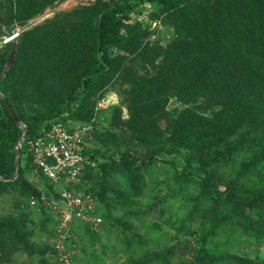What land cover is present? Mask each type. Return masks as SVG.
Wrapping results in <instances>:
<instances>
[{
    "label": "trees",
    "instance_id": "trees-1",
    "mask_svg": "<svg viewBox=\"0 0 264 264\" xmlns=\"http://www.w3.org/2000/svg\"><path fill=\"white\" fill-rule=\"evenodd\" d=\"M56 1L1 0L0 22L12 32L16 22L24 24ZM146 4L152 18L172 27L166 44L141 18ZM68 14L74 16L69 29L59 31L65 18L58 14L23 30L14 63L0 81L28 126L19 174L0 178V195L14 198L9 215L0 216V264L13 262L18 252L58 264L54 244L36 243L32 214H42L40 225L50 237L55 219L30 198L53 187L35 164L29 140L52 120L93 121L110 87H117L122 106L114 107L111 128L95 139V148L85 151L96 165L86 169L81 188L97 197L101 215L102 201L109 216L108 199L118 196L108 188L110 177L121 174L131 186L132 196L120 199L127 208L144 187L138 185L141 171L163 162L179 181L168 207L188 208L177 234L190 255L178 257L179 244L167 243L170 235L162 230L145 240L132 263L258 264L225 246L232 238L264 241V0H95ZM13 44L1 48L0 74ZM171 99L180 106L169 108ZM22 134L0 97V175L16 173ZM119 139L144 148L101 150ZM31 172L45 185L30 179ZM192 183L198 193L187 198ZM191 221L197 225L189 228Z\"/></svg>",
    "mask_w": 264,
    "mask_h": 264
},
{
    "label": "rangeland",
    "instance_id": "rangeland-1",
    "mask_svg": "<svg viewBox=\"0 0 264 264\" xmlns=\"http://www.w3.org/2000/svg\"><path fill=\"white\" fill-rule=\"evenodd\" d=\"M1 1V0H0ZM95 0H58L53 5L48 6L35 17L30 18L24 24L16 22L12 27V31H20V33L36 24L45 22L54 15L60 16L63 19V24L60 26L59 31L69 29V23L73 22L74 16H70L68 13L82 6H89ZM4 8V5H0ZM144 7V13L141 15L144 23L150 24L151 28H157L158 31L153 35V38L160 37L162 42L166 44L173 34V29L170 25H165L161 22L160 18H152L151 12L153 8L151 4H146ZM0 13L4 12L1 10ZM77 19V18H76ZM77 21H79L77 19ZM5 34L0 35V51L4 47ZM13 40L18 42V37ZM122 106L121 99L119 97L117 87H110L101 100L98 101L96 106V114L93 121H88L92 125L90 131L89 144L91 148H95V139L99 137L100 133L111 128L110 121L114 114V107ZM180 106L179 101L171 99L168 107ZM123 118L128 117L127 109L122 107ZM121 134L122 130L117 131ZM116 144L113 142H105L101 149L104 152L110 151L119 153L120 151L130 147L132 150L144 148L141 145H134V143L126 142V140L119 139ZM132 144V145H129ZM186 150H181L179 153L182 156L185 155ZM187 155V154H186ZM179 161V159L177 158ZM180 165V163H179ZM173 166H169L167 163L159 162V165L151 166L150 169L141 171L139 180L142 182L138 185H143L142 189L137 192L133 197L134 201L130 202V205L126 208L122 200L125 196L131 197V186L127 185L125 176L118 174L116 177H110L107 181L108 188L112 192L117 193V197L112 196L108 200L113 204L111 213L109 216L104 212L107 206L101 201V212L103 215L102 224L98 229L91 228L88 223L79 222L77 224L78 233H76V254L73 256V264H133L132 255L136 254L138 250H144L145 240L153 238L156 234L164 233L168 231L169 237L167 243L179 244L178 257H182L185 254L190 255L191 252L185 249L184 238L182 235H178V228L185 221L184 216L187 213L188 208H181L175 210L168 207L167 202L176 196V187L178 186V180L173 176L176 174ZM1 176V175H0ZM27 176L35 180L37 184L45 185V180L39 175L38 172L27 173ZM92 184V183H91ZM171 185V188L167 186ZM39 185V186H40ZM137 185V186H138ZM93 187V185H90ZM128 192V194H127ZM198 193V187L192 183L191 189L186 193V197L189 198L191 194ZM14 198L10 194L3 193L0 195V216L9 215L10 210L13 208ZM166 200V201H165ZM33 212L36 211L33 207ZM127 209V210H126ZM35 213V212H34ZM37 221L36 229L34 228L36 243L42 244H54V237L49 235L48 232L40 225L43 218L42 214H32ZM197 223L190 222V227L196 226ZM176 234L178 237H176ZM184 234V233H182ZM193 244L196 245V239L193 238ZM195 241V242H194ZM194 245V246H195ZM259 247L261 249H259ZM225 248L229 252H238L245 255H251L254 260H257L258 264H264V241L262 245L256 242V239L237 240L232 238L226 243ZM57 254V251H56ZM16 259L11 263L5 264H42L37 256L29 255L27 252L16 253ZM58 264H66L60 260ZM55 261V260H54ZM52 264H54L52 262Z\"/></svg>",
    "mask_w": 264,
    "mask_h": 264
},
{
    "label": "built area",
    "instance_id": "built-area-1",
    "mask_svg": "<svg viewBox=\"0 0 264 264\" xmlns=\"http://www.w3.org/2000/svg\"><path fill=\"white\" fill-rule=\"evenodd\" d=\"M19 34L20 31L7 33L4 42L14 40ZM49 123L39 135L29 140V148L35 164L53 188L42 190L39 197L32 196L30 204H42L53 215L56 255L64 263L73 264L77 224L85 222L98 229L103 221L97 197L81 188L86 169L96 165L85 152L90 147L92 125L69 119Z\"/></svg>",
    "mask_w": 264,
    "mask_h": 264
},
{
    "label": "water",
    "instance_id": "water-1",
    "mask_svg": "<svg viewBox=\"0 0 264 264\" xmlns=\"http://www.w3.org/2000/svg\"><path fill=\"white\" fill-rule=\"evenodd\" d=\"M0 27L2 29H4L6 32H9V30L1 22H0ZM16 52H17V41L15 40L14 44H13L12 51L10 53V56H9V58L5 64L3 71L0 74V81L3 78V76L12 67L14 60H15ZM0 97L4 100L10 114L14 117V119L17 121V123L23 128V134L20 136L18 143H17V170H16V173L13 175V177H8V176H4V175L0 176V178H2V179H10V178H15L19 174L20 165H21V156H22V145H23L24 140L28 136V126L22 119H20V117L17 115V113L11 107L10 103L8 102V100L5 98L4 94L1 91H0Z\"/></svg>",
    "mask_w": 264,
    "mask_h": 264
},
{
    "label": "clouds",
    "instance_id": "clouds-1",
    "mask_svg": "<svg viewBox=\"0 0 264 264\" xmlns=\"http://www.w3.org/2000/svg\"><path fill=\"white\" fill-rule=\"evenodd\" d=\"M77 233V232H76Z\"/></svg>",
    "mask_w": 264,
    "mask_h": 264
}]
</instances>
